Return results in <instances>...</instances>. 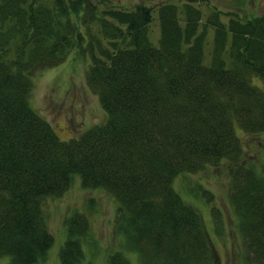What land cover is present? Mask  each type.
<instances>
[{
    "label": "trees",
    "instance_id": "trees-1",
    "mask_svg": "<svg viewBox=\"0 0 264 264\" xmlns=\"http://www.w3.org/2000/svg\"><path fill=\"white\" fill-rule=\"evenodd\" d=\"M198 1L124 9L109 0H0L5 264L45 259L53 237L43 201L61 196L75 177L114 198L116 228L140 264H214L201 215L173 181L222 161L230 164L229 201L246 249L256 263L264 260V177L243 162L237 133L264 132V13L205 15ZM73 50L89 56L86 82L106 120L63 140L29 96L34 74ZM202 195L213 201L207 190ZM212 214L220 232L219 211ZM89 230L82 213L68 218L60 264L82 263ZM108 264L132 263L118 250Z\"/></svg>",
    "mask_w": 264,
    "mask_h": 264
},
{
    "label": "rangeland",
    "instance_id": "rangeland-1",
    "mask_svg": "<svg viewBox=\"0 0 264 264\" xmlns=\"http://www.w3.org/2000/svg\"><path fill=\"white\" fill-rule=\"evenodd\" d=\"M183 1L109 0V3L115 8L133 9L139 3L155 6L173 2L181 5ZM195 4L205 15L209 9L227 14L232 12L241 17L264 13V0H199ZM228 17L223 18L227 20ZM149 32L156 40L159 26L155 12ZM88 66L89 56L73 50L59 65L37 71L32 77L29 103L63 140L76 137L85 129L106 120V112L97 93L86 82ZM237 133L243 145V162L253 165L264 177V132L251 134L238 130ZM230 182V164L222 161L194 173L179 174L173 181V187L187 204L200 213L214 264H264V260L256 263L246 249L238 218L229 201ZM204 189L213 195L212 202L208 203L203 197ZM117 207L114 198L102 189L82 188L78 177L61 196L46 197L42 212L53 243L45 259L37 264H60L58 252L66 237V221L76 212L85 215L90 226L88 235L82 239L85 255L81 264H108L109 256L118 250L124 251L132 264H140L138 255L126 250L124 236L116 228ZM213 207L220 214V232L215 227ZM7 261V256L0 257V264Z\"/></svg>",
    "mask_w": 264,
    "mask_h": 264
}]
</instances>
